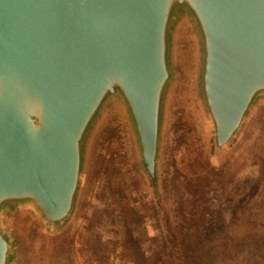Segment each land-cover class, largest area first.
<instances>
[{"label":"water","instance_id":"95a60500","mask_svg":"<svg viewBox=\"0 0 264 264\" xmlns=\"http://www.w3.org/2000/svg\"><path fill=\"white\" fill-rule=\"evenodd\" d=\"M212 164L264 117V0H0V264H77L103 146L159 211L179 113Z\"/></svg>","mask_w":264,"mask_h":264},{"label":"rangeland","instance_id":"374dc122","mask_svg":"<svg viewBox=\"0 0 264 264\" xmlns=\"http://www.w3.org/2000/svg\"><path fill=\"white\" fill-rule=\"evenodd\" d=\"M197 127L179 113L165 211L134 172L125 132L112 130L68 239L77 264H252L253 240L264 238V117L222 166L209 161Z\"/></svg>","mask_w":264,"mask_h":264},{"label":"trees","instance_id":"16d2710c","mask_svg":"<svg viewBox=\"0 0 264 264\" xmlns=\"http://www.w3.org/2000/svg\"><path fill=\"white\" fill-rule=\"evenodd\" d=\"M259 242H256L253 240L252 244V255H253V262L252 264H264V238L259 237L258 238ZM263 244V245H262ZM259 245H262L261 247H258Z\"/></svg>","mask_w":264,"mask_h":264}]
</instances>
